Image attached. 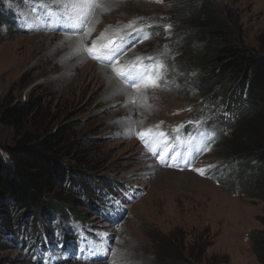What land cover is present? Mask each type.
Here are the masks:
<instances>
[{
	"label": "rangeland",
	"instance_id": "obj_1",
	"mask_svg": "<svg viewBox=\"0 0 264 264\" xmlns=\"http://www.w3.org/2000/svg\"><path fill=\"white\" fill-rule=\"evenodd\" d=\"M62 2L24 0L20 6L7 3L23 25V33L0 42V116L6 107L21 108L24 130L18 133L0 120V148L13 146L23 132L39 140L56 134L59 153L55 158L59 166L79 173L81 180L95 178L106 185L115 183L126 192H111L107 198L115 209L99 212L94 201L88 205L82 195L67 189L69 186L51 185L49 195L78 199L69 209L81 220L75 226L76 235L72 234L78 235L75 243L81 247L67 256L59 248H47L52 254L31 260L25 255L37 239L36 233L27 231L14 243L6 238L7 233L0 232V264H160L149 237L152 231L176 233L184 240V256L196 258L195 264H261L254 242L264 236L259 219L264 218V200L241 193L238 186L233 191L219 182L220 176L210 178L205 171L200 174L194 170H206L212 161L222 160L216 153L222 143L219 138L203 155L200 149L187 146L181 166L178 159L172 158L177 150L168 139L156 149L161 156L169 153L161 162L136 136L124 132L129 120L137 130L163 122L160 130L167 134L171 128L174 135L181 134L185 125L196 126L189 121L206 125L212 120L208 131L198 134L200 141L208 143L214 132L222 130L218 125L225 123L222 114H233L240 108L234 99L228 107L219 103L206 108L197 90L183 91L181 82L186 79L180 64L186 58L174 47L175 39L188 29V21L174 10L183 0H101L109 10L93 11L84 31L93 26L95 30L86 38L83 32L65 30L69 25L59 20L52 7ZM209 2L236 42L254 55L264 56V0ZM42 4L48 5L47 10ZM130 22L132 28L126 27ZM109 25L110 32L117 28L123 33L144 29L142 34L133 33L129 43H135L125 48L113 65L136 57H154L155 62L164 65L160 87L138 92L115 75L113 65L88 58L84 52L74 53L78 41L84 39L91 46ZM164 25L171 28L165 30ZM154 27H162L163 34L153 31ZM192 46L199 51L206 44L196 39ZM152 63L148 61L149 66ZM187 74V78L192 75ZM129 94L134 103L126 102ZM180 125L179 131H174ZM192 142L180 141L188 145ZM7 216L14 227L16 222L32 219L25 212L20 217L9 212Z\"/></svg>",
	"mask_w": 264,
	"mask_h": 264
},
{
	"label": "trees",
	"instance_id": "obj_2",
	"mask_svg": "<svg viewBox=\"0 0 264 264\" xmlns=\"http://www.w3.org/2000/svg\"><path fill=\"white\" fill-rule=\"evenodd\" d=\"M23 1L0 0V42L22 35L23 25L7 3L20 6ZM174 10L176 15L188 21L186 32L174 41L175 49L184 53L186 58L180 64L186 79L181 82L183 91L187 92L191 88L197 90L203 95V101L200 102L206 108L219 103L221 107H228L230 99H234L240 107L233 114H222L225 123H218L222 130L214 132L211 141H201L199 143L204 145L199 147L198 143H192L190 147L200 149L203 155L219 138L222 143L216 153L222 160L212 161L205 170L206 176H220L222 185L231 187L233 191L238 186L241 193L264 200V56L254 55L231 37L228 26L218 17L209 0H183ZM162 30V27L153 28L157 34H163ZM196 39H201L206 47L199 51L194 49L192 45ZM187 73H192V78H187ZM22 119V109L17 107L4 108L0 116L3 124L13 127L18 133L24 130ZM211 121H206V129ZM185 127V131L179 135L187 129L196 134L199 130H194L195 126L192 125ZM225 132L229 135L226 136ZM167 137L168 143L178 150V157L184 155L189 145L181 144L180 140L177 142L178 138L171 136L170 132ZM58 146L56 134L39 140L31 133L23 132L13 146L0 148V232L7 233L6 238L14 243L27 231L36 233L37 239H34L25 255L27 259L33 260L39 255L46 257V253L52 254L49 250L52 247L59 248L64 256L70 255L72 250L76 254L78 247H81L75 243L78 235L72 236L81 220L77 215L73 216L69 209L78 199L71 196L59 199L49 195L51 185L69 186L67 189L82 195L88 205L94 201L99 212L115 209L113 201L107 198L111 192H126L115 183L106 185L95 178L81 180L79 173L59 166L55 158L59 153ZM242 171L251 176H246ZM246 178L248 180L245 183ZM8 212L14 213L16 217L25 212L32 219L26 218L21 224L16 222L14 227L7 222ZM259 219L264 225V218ZM22 226H26V229L22 230ZM149 237L155 244L154 254L160 264L167 261H171L167 264H195L197 261L191 256L190 259L184 256V240L176 233L163 235L152 231ZM254 243L260 263L264 264V236L257 238Z\"/></svg>",
	"mask_w": 264,
	"mask_h": 264
},
{
	"label": "snow or ice",
	"instance_id": "obj_3",
	"mask_svg": "<svg viewBox=\"0 0 264 264\" xmlns=\"http://www.w3.org/2000/svg\"><path fill=\"white\" fill-rule=\"evenodd\" d=\"M41 7L47 10L48 5L42 4ZM53 10L58 13L59 20L63 23L69 25L65 30L73 34H78L83 32L85 38L91 36L92 32L95 30L94 26L89 27L87 31H84V26L88 23L93 11L96 8L101 9V11H108L109 9L101 2V0H63L62 3H57L52 6ZM63 11H59V9ZM49 19L51 17L49 16ZM126 27L132 28V22H130ZM165 30L171 28V25H164ZM112 26L109 25L100 35L92 41L91 46L87 45L84 39L78 41L74 53L84 52L87 54L88 58L94 59L100 63L113 65V61L124 51L125 48L130 47L131 41L129 43L133 33H143L144 29L133 28L132 32L123 33L121 29L117 28L110 32ZM69 37H66L68 39ZM148 36H144V39H148ZM139 39V36H137ZM148 61H153L149 66ZM164 65L162 62H155L154 57H136L135 60L129 61L124 64H120L118 61L112 66V71L115 75L125 82L126 86L136 89L138 92L142 89L147 88H157L161 86V81L164 79L163 72ZM127 103H134V99L129 94V99ZM129 126L124 129V132L129 136H136L142 143H144L146 149L157 155L161 162L164 161L165 157L169 155L165 152L161 156L157 152V148L160 143L163 142L166 133L161 131V124L163 122L154 124L148 128H141L137 130L134 126V122L129 120ZM143 123V121H141ZM189 123H194L197 126L201 123L200 121H189ZM183 125L178 126L174 131H179V128ZM155 144V147L153 145ZM175 159V157H172ZM172 167L173 165H168ZM195 171L203 174V169H194ZM115 264V262H114Z\"/></svg>",
	"mask_w": 264,
	"mask_h": 264
}]
</instances>
